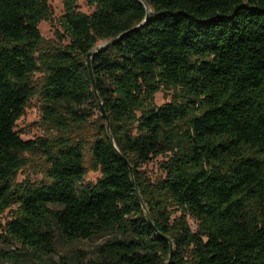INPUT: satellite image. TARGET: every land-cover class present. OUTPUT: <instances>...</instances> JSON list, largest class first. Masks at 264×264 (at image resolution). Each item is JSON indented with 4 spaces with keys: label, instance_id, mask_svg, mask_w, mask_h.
I'll use <instances>...</instances> for the list:
<instances>
[{
    "label": "trees",
    "instance_id": "16d2710c",
    "mask_svg": "<svg viewBox=\"0 0 264 264\" xmlns=\"http://www.w3.org/2000/svg\"><path fill=\"white\" fill-rule=\"evenodd\" d=\"M48 1L0 0V214L14 208L0 242L20 246L0 264H82L53 260L55 232L122 237L88 264H264V0H87L90 15L63 0L68 42L45 48ZM160 91L171 101L157 107ZM36 95L51 121L102 104L94 185L81 144L15 132ZM29 154L43 180L18 183ZM159 156L151 183L140 168Z\"/></svg>",
    "mask_w": 264,
    "mask_h": 264
},
{
    "label": "rangeland",
    "instance_id": "374dc122",
    "mask_svg": "<svg viewBox=\"0 0 264 264\" xmlns=\"http://www.w3.org/2000/svg\"><path fill=\"white\" fill-rule=\"evenodd\" d=\"M48 5L50 8V17L41 21L38 25L40 36L45 42L44 47H64L67 44V40H62V31L60 27V20L64 14L63 0H49ZM77 10L85 15H90L93 9L88 5L87 0H76ZM107 42L102 41L97 44V47H103ZM40 77V75H35ZM171 101V96L167 91H160L154 97V105L159 107ZM43 102L37 95L33 97L24 109V114L16 122L15 132L22 141H37L39 139L52 140L56 137H64L69 143H79L83 146L84 153V167L86 174L84 176L82 185H94L100 178L99 170H95L90 164V148L96 138L100 137L99 132L105 125V120L100 111L92 104L83 106L81 112L78 115L66 114L62 111H57V120H49V116L43 112ZM62 118L64 124H59V119ZM67 128V129H66ZM27 166L19 172L17 182L20 183L28 179L32 183H38L43 180V169L45 168V161L42 156L38 155H26ZM165 161V157L159 156L151 161L145 163L140 168L145 178L151 182L156 183L162 180L165 176V172L162 168V164ZM54 209V206H50ZM14 208L5 211L0 214V233L4 235V228L6 223L10 222L13 218ZM170 212V221L168 225L171 226L174 220L178 219L181 214L177 208L171 206L168 208ZM147 212V209L145 210ZM188 225L192 231L197 228V223L190 217H186ZM122 239V237L113 233L110 235L98 236L92 240L84 241H66L62 239L58 234L54 233V249L55 253L52 258L58 261L60 258H65L68 261L75 263L81 259L82 264H88L89 261L97 259L99 255V249L107 241L112 239ZM0 250L5 252H17L20 250V246L7 239L0 242ZM10 264V263H5Z\"/></svg>",
    "mask_w": 264,
    "mask_h": 264
},
{
    "label": "water",
    "instance_id": "95a60500",
    "mask_svg": "<svg viewBox=\"0 0 264 264\" xmlns=\"http://www.w3.org/2000/svg\"><path fill=\"white\" fill-rule=\"evenodd\" d=\"M90 58H91V54H88V55H87L86 65H87V68H88V70H89V73H91V69H90ZM99 110H100L101 116H102L105 120H107V122H108V118H107V116H106V114H105V111H104L103 106H102L101 103H99Z\"/></svg>",
    "mask_w": 264,
    "mask_h": 264
}]
</instances>
